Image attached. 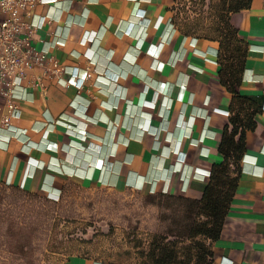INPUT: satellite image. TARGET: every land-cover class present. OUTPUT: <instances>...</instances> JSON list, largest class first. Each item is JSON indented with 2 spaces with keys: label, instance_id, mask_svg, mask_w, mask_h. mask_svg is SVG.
Segmentation results:
<instances>
[{
  "label": "crops",
  "instance_id": "0c3cea01",
  "mask_svg": "<svg viewBox=\"0 0 264 264\" xmlns=\"http://www.w3.org/2000/svg\"><path fill=\"white\" fill-rule=\"evenodd\" d=\"M174 4L42 0L23 16H46L30 43L63 69L55 74L47 59L25 69L18 113L10 127L0 120V185L51 196L71 183L201 196L222 158L231 93L219 81L218 41L183 35ZM230 22L245 47L238 89L258 109L211 260L264 264V0H249ZM64 264L117 263L72 253Z\"/></svg>",
  "mask_w": 264,
  "mask_h": 264
},
{
  "label": "rangeland",
  "instance_id": "374dc122",
  "mask_svg": "<svg viewBox=\"0 0 264 264\" xmlns=\"http://www.w3.org/2000/svg\"><path fill=\"white\" fill-rule=\"evenodd\" d=\"M228 1L175 0L173 17L182 29L215 36ZM185 222L174 198L77 183L57 196L0 185V264H64L72 253L156 264L164 251L183 254L189 240L176 233Z\"/></svg>",
  "mask_w": 264,
  "mask_h": 264
},
{
  "label": "trees",
  "instance_id": "16d2710c",
  "mask_svg": "<svg viewBox=\"0 0 264 264\" xmlns=\"http://www.w3.org/2000/svg\"><path fill=\"white\" fill-rule=\"evenodd\" d=\"M248 4L249 0L226 2L215 36L193 32L190 27L182 29L172 18V23L183 35L218 40L219 81L230 91L231 102L230 114L217 145L222 158L211 163L201 196L193 198L163 192L148 194L152 199L157 196L180 202L186 222L176 235L189 240L182 255L178 256L175 250L164 251L156 264H213L211 242L220 235L237 184L239 161L245 149V130L254 127V116L258 109L256 100L241 94L238 89L244 68L245 47L237 29L230 22L231 13Z\"/></svg>",
  "mask_w": 264,
  "mask_h": 264
},
{
  "label": "built area",
  "instance_id": "2783aa9c",
  "mask_svg": "<svg viewBox=\"0 0 264 264\" xmlns=\"http://www.w3.org/2000/svg\"><path fill=\"white\" fill-rule=\"evenodd\" d=\"M40 1L0 0V94L5 100L0 109L6 108L0 120L5 127H10V118L18 113L15 98L22 89L25 69L46 59L51 62L55 74L63 69L62 66L58 68L57 60L47 56L45 50H37L30 43L33 29L42 26L46 16H40L37 24L26 21L23 16H32L33 8Z\"/></svg>",
  "mask_w": 264,
  "mask_h": 264
}]
</instances>
